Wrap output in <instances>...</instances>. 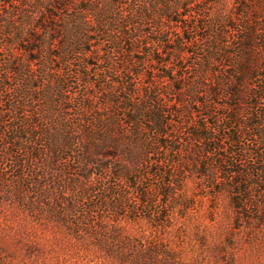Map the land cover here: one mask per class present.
<instances>
[{
  "label": "rangeland",
  "instance_id": "rangeland-1",
  "mask_svg": "<svg viewBox=\"0 0 264 264\" xmlns=\"http://www.w3.org/2000/svg\"><path fill=\"white\" fill-rule=\"evenodd\" d=\"M47 1L0 0V63L14 59L25 65L19 32L24 37L32 25L43 27L47 32L41 38H49L37 45L33 55L39 58V66L31 63L35 72L29 71L24 81L20 77L11 79L5 67H0V115L4 124L0 133L5 126L18 125L13 119L25 110L32 113L45 109L59 84L73 113L83 115L77 113L82 98L97 107V130L108 129L101 116L110 111L105 103L107 97L111 98L109 91L121 88L123 95L130 89L134 103L143 109L150 105L149 87L159 95L155 106L164 111L166 126L159 135L150 134L145 139L133 135L124 118L119 117L106 135L85 131V144L93 139L100 145L109 143V156L103 160L110 168L101 176L98 172L97 176L80 179L79 189H67L62 195L67 205L57 197L62 190L47 174L51 155L63 136L44 132L48 149L38 146L36 159L18 154L26 161L21 162L20 170L8 148L9 140L0 136V264H264V174L256 172L260 168L258 153L264 146L243 126L244 117L255 111L243 105L240 120L234 124L237 145L231 146L223 128L212 134L230 152L220 155L213 151L206 160L205 176L197 170L201 161L197 143L185 135L192 122L190 114L176 113L170 103L171 90L178 87L183 74L194 77L190 81L196 83L202 78L212 81V72L217 70L219 83L224 80L226 86V79L230 80L235 67L249 55L254 78L247 79L239 91L242 95L251 89L262 93L264 79L259 69L264 63V0H82V5L90 8L83 13L79 12L81 6L69 0L64 1L66 9L58 5L51 9L54 18L45 24L38 16ZM122 20L129 25L127 31L118 27ZM49 25L51 28H45ZM85 27L93 39L90 44L81 40L89 58L81 60L78 53L65 55L66 49L62 54L55 49L64 41L67 47L75 44L79 51L78 37ZM122 34L136 38L134 49L145 51L143 55L133 54L139 57V64H130L120 45L114 47ZM249 36L252 43L241 41ZM246 44L256 48L242 50ZM237 53L239 57H234ZM51 55L64 56L56 60ZM85 62L89 64L82 78ZM131 67L137 70L133 75L129 73ZM168 74L174 75L170 83L164 79ZM106 77L119 83L117 89ZM24 83L37 100L22 97ZM129 84L132 86L128 89ZM215 102L198 109L199 116L209 114L213 123L222 120L228 113L221 109L226 105V95ZM19 103L26 107L20 112ZM259 103L264 107V95ZM42 123L36 124L42 127ZM158 140H166L167 149L158 147ZM57 166L79 167L72 160ZM219 169L224 174L220 175ZM235 169L240 174L233 182L244 183L238 194L229 187V173ZM139 173L142 178L136 188L128 186L127 180ZM167 184L174 186L168 196L164 195ZM50 191H57V195ZM79 192L84 197L75 208L73 202ZM42 193L48 194L47 199Z\"/></svg>",
  "mask_w": 264,
  "mask_h": 264
},
{
  "label": "trees",
  "instance_id": "trees-1",
  "mask_svg": "<svg viewBox=\"0 0 264 264\" xmlns=\"http://www.w3.org/2000/svg\"><path fill=\"white\" fill-rule=\"evenodd\" d=\"M64 1L68 2L69 0H48L46 7H42V11L40 12V15L38 17L43 20V23L47 24L49 20H52V18H54V16L50 14L51 9H57L56 5H58L62 10L67 8V4L65 6ZM71 1L74 2L73 4H78L79 6H81L79 12L83 13L90 11V8L88 6L82 5V0ZM128 26L129 25L123 20L121 21V24L118 25V27L122 28V30L125 29V31L128 30ZM45 28H51V25H49L48 27L46 26ZM86 28L87 27L82 29L83 31L80 32V35L78 37V42L80 44L78 45L80 46V49H78L79 51L76 50L75 44L67 47L64 41L59 42L58 45L55 46V49L62 51L61 54L66 49L65 55L70 53V51L73 54L78 53L81 56V60L84 58H89L90 55L87 54V50L83 48V44L81 43V40H83V42L90 44V42L93 40L92 37L87 35L89 34V32ZM230 28L231 27H229V29ZM46 32L47 31L43 27L41 29L36 24L32 25V27L29 28V31L23 35L24 37H22V33L19 32V41L21 44L19 45L20 51L21 53H23V55H26V59H24L23 61L25 65L23 66L21 63H17L14 59H4L0 63V67H5L4 71L6 75H11V79L20 77L21 80L24 81L25 78L27 79L29 71L35 72V69H33L31 63H35V66L38 67L39 65H37V61L39 60V58L35 57L33 54L38 51L37 45H39L41 41H44L45 39L49 40V38H46L44 36L43 38H41L43 34H46ZM59 38H61V36L56 39L51 38L50 40L52 42L53 39L57 40ZM134 40H136V38L132 37L131 35L122 34L121 39H117V41H114V47L120 45L119 47L122 48V52L131 59L130 64L137 65L140 63V60L139 57H133L134 52L143 55L145 54V51H138L137 49H134V47L132 46V43H135ZM241 41L252 43L253 38L249 36L247 39L242 38ZM157 42L160 43L161 41L157 40ZM28 45H33L34 47L30 48ZM122 45H125V47H123ZM225 47L228 48L227 45H225ZM241 48L242 50H250L255 49L256 47L246 44ZM218 49L219 48H216L215 50L217 51ZM176 51L180 52V50L177 49ZM221 52L229 55V53L225 50ZM100 54L102 55L103 51H101ZM28 55L29 57H27ZM217 55H219V53ZM51 56L56 60H62L64 55ZM233 56L239 57V53L233 54ZM156 61H158V59ZM252 61L253 60L249 55L242 61L238 68L235 67V70H233L232 73L230 71V80L229 78L226 79L229 81L226 86H224V80L222 81V84L219 83V80L217 79L219 72H217V70H214L212 72V76H214V79L212 81L207 78H202L201 80L198 79L196 83H191L190 80L194 77L183 74L179 77L178 87H174L171 90L173 92V99L170 103L175 108V112L180 113L181 111H187L190 114V119L192 120V122L187 126L185 135L187 137H191L197 143V157L199 160H201L199 161V163L197 162V160H195L197 162V170H199L198 174L206 176V160L214 155L213 151H218L220 155L222 154L221 152H224L225 154H228L230 152V149L223 148L219 144V141H215L213 139L212 134H214L216 130H220L223 128V130L227 132L225 134V138L231 140V146L237 145L236 137H238V133H236L234 124L235 122H238L240 120V112L242 111L243 105L245 104H248V107H250V109L255 112H251L244 117L243 126L247 130L251 131L252 136L257 140V143L259 145L264 146V107L259 103V101L263 99L264 87H261L263 88L261 89L263 90L262 93H257L254 91V89H251L250 92L242 95L239 91V88H242L244 86V83L247 81V79L249 80L251 79V77L254 78L255 71L252 70ZM88 64L89 63L87 62L83 64V69L82 71H80V75L82 78H84L86 75L85 73L86 69L88 68ZM259 70V76L263 80L264 63L261 65ZM136 72L137 70L133 69L132 67L129 70V73L132 75ZM173 76L174 75L168 74L164 76V79L166 82L170 83V81L173 79ZM106 78L108 83L115 86V88L117 89L119 83H116L111 77ZM131 86L132 85L129 84L128 89L131 88ZM62 88V84H59L58 88L55 89L56 93L52 95L49 105L46 106L45 109L40 110V112L34 111L32 113H29V111L24 109L25 112H22L19 117H17L18 115L15 116V118L13 119L14 122H18V125L11 124L9 126H5V131L0 133V136H3L7 140H9L8 148L11 149L13 158L18 160V170L22 168V161L23 164H26V161L22 160V158L18 154L30 155L31 159H36L39 156L38 146L42 150L48 149L49 141L44 132H48V135L61 134L63 136L61 143H59L60 145L58 147H55V149L57 150L53 153V155H51V167L48 168L47 174L51 178L52 182L54 184H57L59 189L62 190L60 191V195H57V191H50L51 194L55 196L57 195L59 199L61 196V199L65 201L67 205V200L62 196L63 194H65V191L67 189H79L80 186H82V180L80 179H83L84 181L90 175L97 176L98 172L100 174L99 176H101L110 168L103 160L104 158L109 156L107 151V149L109 148V143L107 146L106 143H102L100 145L97 143V139H93L89 145L85 144L83 140L85 131L87 133H95L97 131H100V134L106 135V130L109 131L110 128H113L115 126L117 118L122 117L125 120V124L128 125L130 129H132V132L134 133L133 135L140 134L139 136H144L145 139H147L146 137H150V134L156 133L157 135H159V130L163 129L166 126V123L164 120V111L159 110L155 106V100H159V95L156 92H151V88L149 87L146 90L149 94L147 99H149L150 105L147 107H143V109H141L139 105H136L134 103V100L129 94L130 89L128 90L129 93H127L125 89L123 95L120 91L121 88H119V91H109V93L111 94V98L107 97L105 99V103H108L110 105V111L106 113L104 117L101 116V120L105 122L108 127V129L104 127V130H97V117H95V110L97 109V107L92 106V104L87 99L82 98L78 104V111H76L77 113H83V115L73 113L75 111L68 107V103L66 102V98L63 95ZM30 90L31 88L28 87L27 83H24L22 88V97L25 99L29 98L32 100H37V97H33L28 93V91ZM223 95H226L227 102L225 106H221V109H227L228 113L223 116L222 120H217V122L213 123L210 122L211 115L206 114L199 116L198 109H203L206 104H216L215 99L223 97ZM248 100L249 102L247 103ZM23 108H26L25 105L19 103L18 111L20 112V110H22ZM25 113L32 114L35 119L33 120L32 116H29ZM121 113L122 115H120ZM88 116L90 118H88ZM1 118L2 117L0 115V126L4 125L1 122ZM193 119L196 120H194L193 122ZM38 121L43 122V132L42 127L36 124ZM221 124H225V127H221ZM149 142L150 141H146V144H148ZM165 143L166 140L157 141L158 147L162 149H167L168 146ZM258 159L260 168L257 169L256 172L258 174H264V147L260 149V153H258ZM69 160L77 163L79 167L77 169L69 167L67 169H60L59 166H57L60 162ZM232 168L234 167L232 166ZM125 170L126 169H122L121 171L125 172ZM223 172L224 171L219 169L220 175L224 174ZM239 172L240 171H238V169H235L229 173L231 174V181L229 182L231 185L229 187H231L232 191H234L235 194H238L240 192V187H242L244 184L243 182L241 183L239 181L233 182V178H235L236 175H239ZM125 175H127L126 172ZM21 176L22 175H19V177ZM141 178L142 176H140V173L135 177L131 176L127 180V185L132 188H136V185L141 182ZM207 178H209V176ZM221 179H223L224 182L227 180L225 177ZM208 181L210 180L207 179V182ZM217 184L220 185L221 182L218 181ZM173 187V184H167L164 187V195L168 196L170 194H173ZM217 190L221 189L218 188ZM79 194L80 196L78 197V200L74 199L73 202L75 208L79 206L78 203L84 197V194L82 192H79ZM47 195L48 194L42 193L44 199H47ZM68 209L69 208H66V211Z\"/></svg>",
  "mask_w": 264,
  "mask_h": 264
}]
</instances>
